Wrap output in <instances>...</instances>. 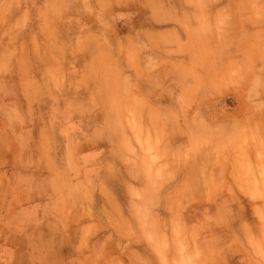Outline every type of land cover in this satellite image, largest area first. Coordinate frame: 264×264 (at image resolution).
I'll use <instances>...</instances> for the list:
<instances>
[{
  "label": "clouds",
  "instance_id": "clouds-1",
  "mask_svg": "<svg viewBox=\"0 0 264 264\" xmlns=\"http://www.w3.org/2000/svg\"><path fill=\"white\" fill-rule=\"evenodd\" d=\"M0 264H264V0H0Z\"/></svg>",
  "mask_w": 264,
  "mask_h": 264
}]
</instances>
